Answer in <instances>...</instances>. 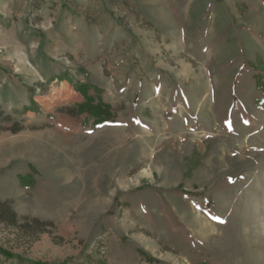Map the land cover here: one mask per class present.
Segmentation results:
<instances>
[{
	"label": "rangeland",
	"instance_id": "rangeland-1",
	"mask_svg": "<svg viewBox=\"0 0 264 264\" xmlns=\"http://www.w3.org/2000/svg\"><path fill=\"white\" fill-rule=\"evenodd\" d=\"M0 200L25 262L264 264V0H0Z\"/></svg>",
	"mask_w": 264,
	"mask_h": 264
},
{
	"label": "trees",
	"instance_id": "trees-1",
	"mask_svg": "<svg viewBox=\"0 0 264 264\" xmlns=\"http://www.w3.org/2000/svg\"><path fill=\"white\" fill-rule=\"evenodd\" d=\"M80 88L81 89H79V92L84 93V95H85V101L88 104H90V102L92 100L91 97H89L86 94L87 92L82 89V88H84L83 86H81ZM91 108H92V110L90 111L91 115H94L96 113H99V111H100V109H98L97 107H91ZM93 108H95V109H93ZM68 111H69V113H68ZM71 112H72V109H68L67 110V113L68 114L73 115V113H71ZM5 118L9 119V116H6ZM13 126H16V123H14ZM14 216L15 215H14L12 209L10 208V206L6 202L0 200V218L2 220H8V221H10L12 223L15 220V217ZM0 256L3 257V258H5V259H12L13 258V259L17 260L20 263L34 264V263H31V262H27V261L25 262V261L21 260L19 257H12L9 253H7V252H5V251H3L1 249H0ZM88 258L89 259L92 258V255H88ZM62 264H66V263H62ZM95 264H106V263H105V260L101 259V257L100 258L98 257L96 259V263Z\"/></svg>",
	"mask_w": 264,
	"mask_h": 264
},
{
	"label": "snow or ice",
	"instance_id": "snow-or-ice-1",
	"mask_svg": "<svg viewBox=\"0 0 264 264\" xmlns=\"http://www.w3.org/2000/svg\"><path fill=\"white\" fill-rule=\"evenodd\" d=\"M245 123H247V121H245ZM229 129L231 130V125H229ZM216 219H218V218H216ZM219 222H223V221H219Z\"/></svg>",
	"mask_w": 264,
	"mask_h": 264
}]
</instances>
